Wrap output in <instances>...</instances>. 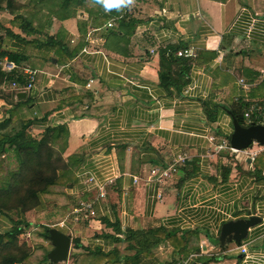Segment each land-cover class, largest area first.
I'll return each mask as SVG.
<instances>
[{
    "label": "crops",
    "instance_id": "0c3cea01",
    "mask_svg": "<svg viewBox=\"0 0 264 264\" xmlns=\"http://www.w3.org/2000/svg\"><path fill=\"white\" fill-rule=\"evenodd\" d=\"M62 2L54 0L55 7ZM104 13L105 21L98 24L81 6L73 12H37L33 22L39 36H54L55 47L40 56L34 53L21 65L3 62L4 68L14 63L33 83L28 90L15 86L14 97L28 99L33 132L39 135L59 124L69 128L64 155L74 156V164L60 186L71 202L66 218L81 202L95 201L93 214L59 227L72 233L66 264L76 250L74 237L85 246H112L109 238L97 237L102 231L114 233L105 219L119 221L123 230L199 229L201 251L182 258L202 252L192 264H264V145L230 149V111L236 102L264 111V0H137L131 11ZM118 14L131 17V23L117 20L108 27ZM13 18L0 12L2 24L22 33ZM0 35L7 51L34 52V45ZM169 46L196 55L188 82L179 90L161 83V50ZM9 107L0 99V120ZM246 120L245 126L264 124L257 115ZM224 143L229 145L218 148ZM253 150L258 152L254 158ZM179 155L187 158L170 177L148 179L154 167H168ZM257 162L260 170H255ZM110 166L119 177L98 198L97 186L87 179L103 180ZM252 216L257 222L241 243L222 245L226 222ZM18 217L25 215L19 212ZM0 221V230L11 229L6 218ZM211 249L217 254L211 255ZM171 255V248L161 246L148 261L159 264ZM213 257L217 261L208 262Z\"/></svg>",
    "mask_w": 264,
    "mask_h": 264
},
{
    "label": "trees",
    "instance_id": "16d2710c",
    "mask_svg": "<svg viewBox=\"0 0 264 264\" xmlns=\"http://www.w3.org/2000/svg\"><path fill=\"white\" fill-rule=\"evenodd\" d=\"M55 4L54 0H0V12L14 15L11 23L22 33H16L1 22L0 32L22 39L35 48L33 53L28 48L21 53L7 51L3 48L4 38L0 39V99L11 105L0 120V217L12 224L11 229L0 230V264H58L50 262L48 258L53 248L49 229L66 219L71 207V202L60 187L74 164V156L66 158L64 155L69 143V128L66 124L49 126L36 135L33 132V117L28 112V99L15 101L17 88H5L14 82L17 86L28 84V75L20 68H4L3 64L8 60L21 65L23 61L30 60L34 53L40 56L43 49L55 47L51 45L56 41L54 36H39L42 32L33 22L37 12L44 9L49 12H73L76 6H81L93 14L98 24L106 19L103 8L93 5L91 0H63L56 7ZM119 20H123L122 24H128L132 18L126 15ZM61 44L64 45L63 42ZM177 51L176 46L161 50L160 74L164 86L179 90L188 82L187 76L195 59L179 56ZM236 103L230 112L245 125V110L251 106L244 101ZM255 115L253 113V118ZM260 169L257 162L255 170ZM19 212L25 217L20 219ZM34 213L37 217L36 229L32 228L33 222L29 218ZM105 225L112 228L114 233L102 231L98 232L97 237L109 238L112 246H85L79 238L74 237L73 248L77 251L72 252L70 264H151L148 260L156 257L161 246L171 248L172 255L159 264H178L190 253L201 251L199 229L159 226L123 230L119 221L110 222L108 219H105ZM218 245L227 247L220 242ZM217 259L213 257L208 262Z\"/></svg>",
    "mask_w": 264,
    "mask_h": 264
},
{
    "label": "water",
    "instance_id": "95a60500",
    "mask_svg": "<svg viewBox=\"0 0 264 264\" xmlns=\"http://www.w3.org/2000/svg\"><path fill=\"white\" fill-rule=\"evenodd\" d=\"M2 35H0L1 37ZM25 95L20 92L18 96ZM234 131L231 135V146L237 150H244L252 146L255 142L264 145V124L251 123L245 126L239 122L237 118H233ZM256 216L248 219L231 220L223 225L221 240L222 245L236 242L241 243L247 236L248 229L254 225L257 220ZM49 236L53 248L48 253V258L52 263L65 264L70 257V248L72 244L71 231L64 232L57 227L49 229ZM225 237V238H224Z\"/></svg>",
    "mask_w": 264,
    "mask_h": 264
},
{
    "label": "built area",
    "instance_id": "2783aa9c",
    "mask_svg": "<svg viewBox=\"0 0 264 264\" xmlns=\"http://www.w3.org/2000/svg\"><path fill=\"white\" fill-rule=\"evenodd\" d=\"M107 14H110V13H107ZM123 16H124V14L123 15L122 14H118V15L113 16L107 22V26L108 27H112L114 25L115 21L121 19ZM177 54L179 56H188L190 58H194L196 56L195 53L191 49H188V48L183 49V50H179L177 52ZM14 67H15L14 63H9V64L6 65V68L9 69V70L14 68ZM31 73H33V72L31 71ZM263 75H264V72H263ZM241 83L243 84V86L244 85L247 86V84L244 83L243 79H241ZM13 85L17 86V83L14 82ZM32 86H33V83L31 81V82H29L28 84H26L24 86H17V87H18L19 90H28V89L32 88ZM253 107H250L245 112V116L246 117H251L253 115V113H255L258 117H260V118H262L264 120V111H263V109L261 107H258V106H253ZM211 140H214V138H211ZM228 145L229 144L224 143V144L218 146V148L227 147ZM230 149L233 152L239 151V150L233 148L231 145H230ZM249 153H250V156L252 158L256 157V155L258 154V152L255 151V150H253V151H251ZM186 158H187V156H185V155H179L178 157H176L173 160L171 165L168 166V167H164V168H162V167H154L151 170V175H150V177L148 179L149 180L150 179H156L158 181H164L167 177H170L172 173L176 172L177 165L179 163L185 161ZM118 177H119V174L116 171V169L113 166H110L108 171H107V175H106V177H104L103 180H101V181L98 180V178L96 176H94V175L89 176L87 180L89 182L94 183L97 186V197L98 198H103L107 194V186L116 184V181H117ZM137 181H138V178H135V182H137ZM94 202L95 201H93V200H86V201L81 202L78 206H76L72 210L70 218L64 219L56 227H58V228L59 227H65L67 222H70V221L78 222V221H80L82 215H88V213H90V214L92 213L93 214ZM239 248L242 250V252H244V253L247 252V248H246L245 245H241ZM202 249H203V247H202ZM201 254H202V252H200L198 254L197 253L193 254L189 258L182 259L181 261H179L178 264H192V262H195L193 260L198 258ZM210 254L211 255H216L217 253L214 252L211 249Z\"/></svg>",
    "mask_w": 264,
    "mask_h": 264
},
{
    "label": "clouds",
    "instance_id": "9594fccd",
    "mask_svg": "<svg viewBox=\"0 0 264 264\" xmlns=\"http://www.w3.org/2000/svg\"><path fill=\"white\" fill-rule=\"evenodd\" d=\"M136 2L137 0H91L93 5H99L106 13L131 11Z\"/></svg>",
    "mask_w": 264,
    "mask_h": 264
},
{
    "label": "rangeland",
    "instance_id": "374dc122",
    "mask_svg": "<svg viewBox=\"0 0 264 264\" xmlns=\"http://www.w3.org/2000/svg\"><path fill=\"white\" fill-rule=\"evenodd\" d=\"M258 147V145L257 144H254L253 145V149L254 148H257ZM35 214V215H34ZM34 214H31V215H29L30 217V220H32V222H33V229H36V226H35V223H36V221H37V217H35L36 216V213H34ZM0 227H2V228H4L3 226H1V221H0ZM39 230V229H38ZM32 236H34V234H32ZM27 237H28V235H27ZM36 238H39V237H37L36 236ZM39 239H41V238H39ZM72 254V253H71ZM160 256H162L163 258L165 257V254H160ZM167 259H169V258H167Z\"/></svg>",
    "mask_w": 264,
    "mask_h": 264
}]
</instances>
